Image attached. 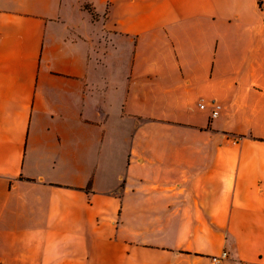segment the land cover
<instances>
[{"label":"crops","instance_id":"0c3cea01","mask_svg":"<svg viewBox=\"0 0 264 264\" xmlns=\"http://www.w3.org/2000/svg\"><path fill=\"white\" fill-rule=\"evenodd\" d=\"M0 264H264L257 0H0Z\"/></svg>","mask_w":264,"mask_h":264},{"label":"built area","instance_id":"2783aa9c","mask_svg":"<svg viewBox=\"0 0 264 264\" xmlns=\"http://www.w3.org/2000/svg\"><path fill=\"white\" fill-rule=\"evenodd\" d=\"M202 107L204 108L205 106L202 105ZM219 109H220V106L219 105H217V104H213L212 105V116L213 117L217 116ZM226 256H227V254L224 253L221 257L214 258V261L215 262H220L222 259L226 258Z\"/></svg>","mask_w":264,"mask_h":264},{"label":"trees","instance_id":"16d2710c","mask_svg":"<svg viewBox=\"0 0 264 264\" xmlns=\"http://www.w3.org/2000/svg\"><path fill=\"white\" fill-rule=\"evenodd\" d=\"M257 3H258L259 9L264 13V0H257ZM93 16H95V15L93 14ZM244 137H246V136H236V139L240 140V139H242Z\"/></svg>","mask_w":264,"mask_h":264}]
</instances>
